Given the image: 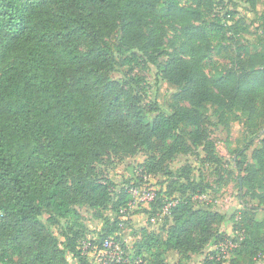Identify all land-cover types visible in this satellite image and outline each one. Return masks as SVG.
Masks as SVG:
<instances>
[{"label":"trees","instance_id":"16d2710c","mask_svg":"<svg viewBox=\"0 0 264 264\" xmlns=\"http://www.w3.org/2000/svg\"><path fill=\"white\" fill-rule=\"evenodd\" d=\"M262 1L218 0V7L213 0H0V264H95L84 241L96 248L112 236L126 248L122 229L131 215L143 212L150 220L169 200L176 204L166 215L173 221L166 237L151 222L141 227L138 241L133 235L130 262L123 264H167L168 250L188 258L201 254V264H251L264 257V221L249 209L234 236L213 233L226 216L195 206L213 190L201 171L196 178L180 174V185L166 178L143 209L129 205V188L142 186L166 162L201 147L214 151L202 123L209 105L221 123L237 109L248 114L252 133L264 130ZM238 3L254 15V50L237 40L250 29L242 26L246 17L234 16ZM168 30L179 32V47L167 48ZM227 43L236 46L228 50ZM202 44L220 54L224 49L227 59L211 77L202 68ZM141 63L154 65L158 80L176 86L189 105L170 113L153 107L148 122L127 80L112 77L118 64ZM260 135L253 161L246 153L252 137L237 150L236 165L241 190L264 207ZM141 147L156 154L141 165L139 181L133 176L118 187L99 173L97 164L109 153L134 154ZM177 185L181 193L174 195ZM83 206L104 222L100 234L90 231ZM212 237L219 239L207 252ZM231 239L235 246L228 255L234 257H221L216 247Z\"/></svg>","mask_w":264,"mask_h":264},{"label":"rangeland","instance_id":"374dc122","mask_svg":"<svg viewBox=\"0 0 264 264\" xmlns=\"http://www.w3.org/2000/svg\"><path fill=\"white\" fill-rule=\"evenodd\" d=\"M213 1L219 4L218 7H221L218 0ZM234 3H231L232 7ZM238 4L237 12L234 16L236 20L241 16L246 17L242 26L249 25L250 29L248 31L241 30L237 40L249 49L254 50L255 44L257 43L256 28L252 24L254 15L243 3ZM261 5L264 7V0ZM178 33V31L168 30V49L171 50L173 47L180 46L181 41L180 39L178 40ZM202 46V68L211 77L214 73L215 66L217 67L220 62L226 63L227 59L223 54L224 49L220 54L217 53V49H210L206 44H202ZM235 46L236 43H227L225 45L228 50L235 48ZM82 48H86L84 44ZM121 61V58H119V63ZM215 61H218V63ZM112 77L127 80V87L131 88V93L134 95L133 98H135L141 113L148 122H152L154 119L153 107H158L160 110L170 113L179 104L183 106L189 105L188 102L179 99L176 86L168 81L158 80L156 67L152 64H118L117 70L112 73ZM215 110L214 107L209 105L202 122L204 128L207 129L210 139L214 141V151L208 153L201 147L192 150L190 153L180 154L174 161L166 162L155 175L146 176L144 178L146 180L141 181V185L157 191L163 187L162 184L166 178L177 179L179 181L178 185H180V183L185 181V176H180V174L196 178L199 175V171H201L206 181L212 184L213 190L204 194L200 200H197L195 206L209 207L226 216L224 221L216 222L213 225V233L218 234V237L221 238L222 235L228 237L235 235L236 223L239 221L238 219L245 209H249L255 218L264 221V207H257L256 202L249 195H245V190H241L239 183L242 173L236 165L237 150L244 148L252 137L254 143L246 150V153L248 160L250 162L253 161L252 152L254 148L262 145L263 135L260 134L264 130H261L257 135L252 133L253 130L248 125V114L237 109L228 113L226 123H221L217 118V111ZM154 154L156 152L145 147L139 148L134 154L120 149L116 152L109 153L97 164V168L100 174L108 176L117 183L118 187H122L133 176L138 180L141 174V165ZM180 169L183 170L180 171ZM169 171H172L173 174L168 173ZM176 171L179 172L176 174ZM178 185L173 192L175 193L174 195L181 193ZM138 202L140 201H137V203L133 202L132 211H138L148 206V203ZM80 211L84 214L85 222L90 231L94 234H100L104 222L101 219H95L93 217V210L88 207L83 206L80 208ZM106 214L113 215L114 212L107 210ZM130 221L129 225L122 229L123 238L129 248L133 245L134 236L137 241L140 239V228L148 225L149 222H151V228L157 231L161 237H166L167 230L173 223L172 217H167L166 215L154 216L149 220L148 214L144 215L143 212H137L131 215ZM218 237H212L206 244L204 250L207 252L212 251L215 243L218 242ZM228 257L233 258V253L227 255ZM69 259L73 262L71 256H69ZM202 259L201 254H195L188 258L180 255L177 251H167V264H201ZM224 264L229 263L226 260ZM241 264L247 263L243 261ZM251 264H264V257H258Z\"/></svg>","mask_w":264,"mask_h":264},{"label":"built area","instance_id":"2783aa9c","mask_svg":"<svg viewBox=\"0 0 264 264\" xmlns=\"http://www.w3.org/2000/svg\"><path fill=\"white\" fill-rule=\"evenodd\" d=\"M129 193L132 197L129 205L132 210L133 202L148 203L155 199L156 192L154 189L146 188L145 186H133L129 188ZM176 204L175 200H169L162 208V212L158 216L167 215L170 213V208ZM125 209H121L124 212ZM123 227V225H122ZM127 245V244H126ZM235 246L232 240L220 243L216 248L220 250L221 257L227 258L228 251ZM84 252L94 258L95 264H123L130 262L129 250L130 248L123 246V244L112 236L106 237L98 247H92L90 240L83 243ZM142 259H137L136 262H141Z\"/></svg>","mask_w":264,"mask_h":264}]
</instances>
